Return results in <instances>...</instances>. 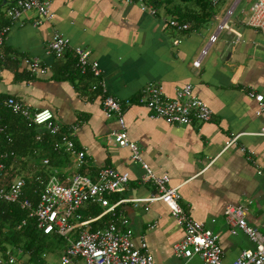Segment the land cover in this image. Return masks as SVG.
I'll return each mask as SVG.
<instances>
[{"label": "crops", "instance_id": "obj_1", "mask_svg": "<svg viewBox=\"0 0 264 264\" xmlns=\"http://www.w3.org/2000/svg\"><path fill=\"white\" fill-rule=\"evenodd\" d=\"M241 1L228 22L239 36L218 31L199 67L192 62L234 0H221L207 23L191 26L188 32L160 20L172 16L159 0H152L156 16L124 0H52V18L38 25L35 11L11 23L5 10L13 0L0 3V26L9 27L0 47V95L31 109H49L63 128L77 126L74 142L84 152L83 164L76 167L75 159L66 155L55 159L51 170L60 177L76 172L93 177L103 167L127 172L126 189L111 195V202L157 195L151 182L142 181L143 169L132 161L130 150L110 138L119 126L115 117L101 111L100 94L91 88L96 80L66 66L74 57L70 51L60 59L45 53L53 33H58L72 48L87 49L98 63L107 92L122 103L129 141L156 175H168L169 185L178 188L181 207L219 236L223 264L253 247L240 230L230 233L226 206H244L247 224L264 234V178L239 151L243 146L258 155L264 148V137L257 135L264 113L256 114V102L248 96L249 91L264 96V35L245 25L255 0ZM24 58L39 60L47 72L29 71ZM148 84L161 87L168 97L176 88L190 85L210 108V121L176 126L151 118L138 103ZM238 134L237 144L225 149L227 140ZM115 212L127 219L136 245L141 239L147 243L154 264H204L197 256L187 260L174 256L171 246L184 237V230L161 201L138 206L126 202Z\"/></svg>", "mask_w": 264, "mask_h": 264}, {"label": "built area", "instance_id": "obj_2", "mask_svg": "<svg viewBox=\"0 0 264 264\" xmlns=\"http://www.w3.org/2000/svg\"><path fill=\"white\" fill-rule=\"evenodd\" d=\"M220 1L211 0V3L216 6ZM238 1L234 0L225 11L216 32L209 36L197 58L192 62L194 67L200 66L209 47L216 41L218 31L226 30L239 36L228 23ZM51 2L52 0H13L6 8L5 16L13 23L26 12L35 11L39 17L34 24L38 25L52 18ZM124 2L137 4L142 12L152 16L157 14V8L152 0H124ZM160 20L176 31L188 32L191 29L189 22L174 17L160 16ZM245 25L259 30L264 35V0H255L252 3ZM8 30L9 27L6 25L0 27V47ZM68 51L75 57L77 72L81 76L90 75L96 80L91 88L100 94L103 114L107 117H115L117 120L119 129L111 131L110 138L118 146L127 147L130 150L132 161L138 163L143 169L142 181L151 182L156 188L157 195L132 200L119 198L111 202L109 199L111 195L122 193L126 189L129 174L103 167L93 177L79 172L60 177L57 171H52L45 183L39 177L36 178L40 184H43L38 194L39 200L36 207H33L29 199L21 198L25 186L22 176L16 177L7 186H0V200L9 203L17 202L22 209L28 212L29 218L36 220L37 228L43 234L55 235L57 238L62 237L66 240L59 256V264H154L147 243L141 239L136 245L133 242L132 231L128 227L127 219L116 217L115 212L116 208L126 202L138 206L154 201H161L165 204L176 224L184 230V237L171 246L175 257L187 260L197 256L204 264H223L219 236L204 223L193 219L181 207L178 188L169 185L168 175H156L142 159L138 146L129 141L122 103L107 92L101 77V70L98 63L90 59V52L82 47L72 48L67 38L53 33L46 44L45 53L54 59H60ZM0 59H3L1 55ZM23 61L31 72L42 74L47 72V68L42 66L37 59L24 58ZM248 96L256 102V114L264 113V96L253 91H249ZM138 103L147 108L151 118L161 119L169 125L186 126L193 123H204L210 121L212 116L208 105L193 94L192 87L188 84L176 88L172 97L166 96L161 87L148 84L141 89ZM4 105L13 114L23 117L29 123L44 129L49 135L55 137L52 148L73 157L76 167L83 164L84 152L77 149L74 142L76 125L63 128L49 109H31L13 97H7ZM240 135L229 138L224 148L237 144ZM257 135L264 137V123ZM36 139L40 140V135H37ZM239 151L247 160L252 161L256 174L264 178V148L258 155L243 146H239ZM9 154L13 155L12 152ZM6 156L7 153L1 155L2 158ZM47 163V158L42 159V164ZM3 168L4 164L0 162V182ZM88 204H98L103 211L97 216L82 219L78 211ZM109 213L115 217L103 226L91 229L92 222ZM245 215L246 208L242 205H228L224 210L225 222L231 226L230 233L235 234L237 230H240L253 243L252 248L242 250L229 264H264V234L250 227ZM73 233L75 237H72ZM28 258L29 255L21 248L7 247L5 250H0V264H28Z\"/></svg>", "mask_w": 264, "mask_h": 264}, {"label": "trees", "instance_id": "obj_3", "mask_svg": "<svg viewBox=\"0 0 264 264\" xmlns=\"http://www.w3.org/2000/svg\"><path fill=\"white\" fill-rule=\"evenodd\" d=\"M2 1L0 0V3ZM162 4L169 15L189 22L192 27L207 23L214 12L211 0H163ZM66 66L73 67V73L80 76L75 68V57ZM6 98L0 95V162L4 164L0 186H7L18 176L24 177L25 186L21 198L29 199L33 207H36L39 191L43 187L36 178L39 177L45 183L55 165L54 160L68 154L52 148L55 137L23 117L13 114L4 105ZM37 135H40V140L36 139ZM10 152L13 155H10ZM4 153H7V156L2 158L1 155ZM44 158L48 159L45 165L42 164ZM26 167L30 169L23 171ZM102 211L103 208L98 204H88L80 208L78 213L82 219H87L97 216ZM111 217L110 214L102 216L91 223V229L103 226L112 219ZM50 237L62 243L64 247L66 243L64 238L43 234L37 228L36 220L29 218L28 212L17 202L0 200V250L7 247L21 248L29 255L28 264H43L44 252L51 249ZM72 237H75V234Z\"/></svg>", "mask_w": 264, "mask_h": 264}, {"label": "rangeland", "instance_id": "obj_4", "mask_svg": "<svg viewBox=\"0 0 264 264\" xmlns=\"http://www.w3.org/2000/svg\"><path fill=\"white\" fill-rule=\"evenodd\" d=\"M242 1L240 0L239 2H238V4L240 5V3H241ZM237 4V5H238ZM237 7V6H236ZM28 168L29 167H26V168H23V171L24 170H26V171H28ZM30 169V168H29ZM76 232V231H75ZM74 232V233H75ZM73 233V234H74ZM50 246H51V249L50 250H48V251H46V252H44V256H43V258H44V260H45V262L43 263V264H59V256H60V253H61V251H62V249H63V245H62V243H60L59 241H57V240H54L53 239V237H50ZM198 261V258L197 259H195V261ZM198 264H201L200 263V261L199 262H197Z\"/></svg>", "mask_w": 264, "mask_h": 264}]
</instances>
